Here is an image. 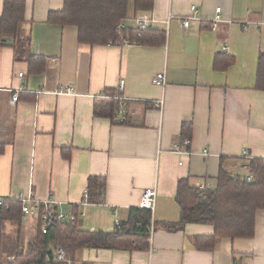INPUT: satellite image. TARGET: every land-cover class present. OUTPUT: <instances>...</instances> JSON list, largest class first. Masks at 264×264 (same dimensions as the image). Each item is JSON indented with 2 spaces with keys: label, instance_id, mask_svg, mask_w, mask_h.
Instances as JSON below:
<instances>
[{
  "label": "crops",
  "instance_id": "1",
  "mask_svg": "<svg viewBox=\"0 0 264 264\" xmlns=\"http://www.w3.org/2000/svg\"><path fill=\"white\" fill-rule=\"evenodd\" d=\"M25 3V22L0 48L1 198L55 200L62 203L57 211L78 215L75 223L83 231L111 233L117 221L140 208L146 189L157 193L154 221L177 223L180 180L212 190L221 170L244 178L252 159H264V90L257 88L264 26L246 24L264 23V0H154L148 11L131 4L122 21L129 27V44L94 46L79 43L77 27L48 22L65 0ZM192 7L203 21L188 29L177 20L165 22L169 14L190 16ZM217 8L224 22L213 30ZM140 14L158 19L150 29L164 33L163 44L130 41ZM230 58L234 62L225 68ZM32 59L45 60L44 69L34 71ZM161 73L163 86L154 83ZM65 88L72 93L61 94ZM16 91L21 92L13 105ZM109 91L117 94V116L124 124L94 114L97 99ZM91 177L105 180L101 203L85 202ZM31 219L23 215L25 246L39 218ZM214 233L209 224H187L174 232L158 225L146 250L87 248L68 259L72 264H264V209L256 214L252 238L219 239L213 251L196 247L197 237Z\"/></svg>",
  "mask_w": 264,
  "mask_h": 264
},
{
  "label": "trees",
  "instance_id": "2",
  "mask_svg": "<svg viewBox=\"0 0 264 264\" xmlns=\"http://www.w3.org/2000/svg\"><path fill=\"white\" fill-rule=\"evenodd\" d=\"M131 4L136 11H148L153 8L154 0H65L61 12H51L48 22L61 26L78 28V41L87 45H107L119 41L117 26L127 19ZM25 0H5L0 18V48L7 39L14 38L20 26L25 22ZM130 41L147 46L161 45L165 35L159 30L149 29L137 37L130 33ZM215 68L219 69L218 57ZM41 70L38 69L39 65ZM229 59L225 68L233 64ZM34 71L45 67V60L32 59ZM257 88L264 90V55L259 58ZM120 102L115 92H105L97 99L94 114L96 117H109L117 124V112ZM3 146H0L2 152ZM247 167L252 175L251 182L243 177L233 176L221 170L217 186L209 190L206 196L191 186L189 180H180L176 203L180 209L177 223H157L151 211L133 208L126 220L120 221L113 232L83 231L77 223L53 224L47 233L41 228V218L37 221L36 232L25 246L23 234L22 203L7 200L0 209V264H60L56 253L63 250L67 258L75 260L83 249H107L115 251L146 250L149 248L151 232L158 225L167 231H178L187 224H209L215 233L211 237H197L198 249L213 251L219 239H249L255 234L256 214L264 209V159H252ZM105 180L91 177L88 181L86 203H101L105 194ZM44 207L42 206L43 212ZM78 217V215L73 212ZM16 226L13 235H7L6 223ZM63 263V262H62Z\"/></svg>",
  "mask_w": 264,
  "mask_h": 264
},
{
  "label": "built area",
  "instance_id": "3",
  "mask_svg": "<svg viewBox=\"0 0 264 264\" xmlns=\"http://www.w3.org/2000/svg\"><path fill=\"white\" fill-rule=\"evenodd\" d=\"M172 20H177L178 23L182 26V28L184 29H188L191 26V23L193 21H203L202 18H200L198 16V10L196 9V7H192V13L190 16L187 17H180V16H176L173 14H169L167 17V20L165 21L166 23H169ZM212 22V29L216 30L218 27V24L224 22V20L221 17V8H217L216 10V17L214 19L211 20ZM159 23L158 19H156L155 17L149 15V14H140L138 15L135 20H134V30L137 34V36H142V34L144 32H146L147 30H149L152 26H154L155 24ZM247 26L251 27V26H264V23H246ZM118 32H119V41L117 43H122V44H129L128 41V37H129V27L121 22L118 26H117ZM20 77H23L24 74L21 73L19 75ZM154 83L157 85H165L166 83V76L165 74H158L155 79H154ZM121 85H123V83H121ZM21 91H16L13 95H12V104L15 105L16 103H18L19 100V93ZM71 94L72 90L69 88H65L63 89V91H61V94ZM190 141H184L182 143V145L185 146H189ZM176 151H181V149L177 146L176 147ZM204 154L207 155V152L204 151ZM242 157L245 160H251V155L249 154L248 151H244L242 153ZM245 181L247 182H251L252 180V175L248 174L244 177ZM199 191L201 193V195L206 196V193L209 191L210 186L208 184H203L201 186H199ZM85 198H87V191L85 194ZM156 199H157V193L154 189H146L143 192L142 198H141V203H140V208L141 209H145V210H149L151 211L152 215L154 214L155 211V207H156ZM9 199L6 198H1L0 197V207L3 206V204ZM20 202H22V213L25 217V219H31V218H41V224H42V230L43 233H47V231L49 230V228L55 224H73L75 223L76 219L75 216H73L72 214H68V213H63V212H59L56 210V207H58L59 205H61L62 203H59L55 200H47L46 202H38L35 200H19ZM42 206L44 207L43 212L41 214L42 211ZM117 227L120 226V221H117ZM57 259L63 262H67L68 264H72V261L69 260L67 258L66 253L59 249L56 253Z\"/></svg>",
  "mask_w": 264,
  "mask_h": 264
},
{
  "label": "rangeland",
  "instance_id": "4",
  "mask_svg": "<svg viewBox=\"0 0 264 264\" xmlns=\"http://www.w3.org/2000/svg\"><path fill=\"white\" fill-rule=\"evenodd\" d=\"M10 224H11L10 222H7V223H6L7 227H6V232H5V233H6L7 235H8V234H10V235H11V234H14V232L16 231V227H15L13 224H12V225H10ZM30 226H34V227L36 226V225H35V221H34L33 219L30 220ZM30 233L33 234V231L30 230ZM25 235H26V234H25ZM26 237L28 238L27 235H26Z\"/></svg>",
  "mask_w": 264,
  "mask_h": 264
}]
</instances>
